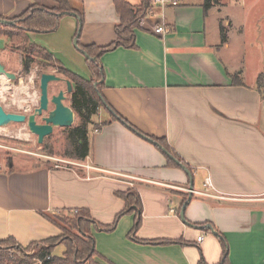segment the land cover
Segmentation results:
<instances>
[{"label": "crops", "instance_id": "0c3cea01", "mask_svg": "<svg viewBox=\"0 0 264 264\" xmlns=\"http://www.w3.org/2000/svg\"><path fill=\"white\" fill-rule=\"evenodd\" d=\"M126 1L136 6L142 0ZM177 1L163 15L149 4L152 14L139 19L135 47H118L99 58L107 110L99 108L93 120L109 123L89 133L85 159L52 166L13 158L0 165V240L13 238L27 246L57 236L54 216L85 208L101 224L117 219L112 230L91 229L95 264H200L201 258L218 264L225 244L230 264H264V94L258 84L261 73L247 69L241 25L230 17V5L237 0L220 5L215 0L206 10L203 0ZM68 3L82 14L81 44L114 41L119 20L114 0ZM33 4L57 6L55 0H0V16L11 19ZM62 21L72 42L78 20L70 15L52 31L29 32L30 41L35 34L58 32ZM160 24L166 33L154 32ZM220 26L225 28L223 43ZM1 40L0 62L18 78L21 53L5 36ZM41 44L52 53L63 49ZM75 52L89 78L84 56ZM235 73L240 85L231 82ZM108 107L143 135L165 138L192 168L193 188L203 190L209 176L217 197L191 193L184 223L179 212L190 184L185 171L168 166L164 154L128 126L109 120L113 113ZM130 188L137 190L142 207L132 233L138 221L134 212L118 216L126 205L119 193ZM135 238L174 242L140 243Z\"/></svg>", "mask_w": 264, "mask_h": 264}, {"label": "trees", "instance_id": "16d2710c", "mask_svg": "<svg viewBox=\"0 0 264 264\" xmlns=\"http://www.w3.org/2000/svg\"><path fill=\"white\" fill-rule=\"evenodd\" d=\"M56 7L48 8L33 4L19 16L12 17L14 20L12 25L0 23V36H5L11 43L20 50L22 73H29L33 65L47 67L51 64L56 66L58 72L70 80L72 90L70 94V107L79 118V124L65 127L67 146L64 147L62 154L75 159L83 160L90 152L89 133L95 129H100L109 121L103 120L96 122L93 120V115L97 114L99 108L107 110V104L101 95L103 87L102 80L103 72L100 67L99 58L107 51L114 50L118 47H135L134 38L135 30L138 27L139 19L148 14L150 0H142L139 5L133 6L126 0H114L115 12H117L119 20L115 25V39L106 46H97L95 44L84 45L77 40V44L84 49L87 58L84 56L90 77L86 78L79 73L68 69L61 61H58L55 55L45 46H40L30 41L29 32L43 33L52 31L62 17L70 12H75L81 18L82 14L73 10L68 0H55ZM215 0H205L204 9L206 10ZM5 18L3 16H0ZM9 19V18H7ZM225 31L220 26V40L225 42ZM94 57L96 60H90ZM96 82H98L96 84ZM233 84L240 85L241 80L239 73L231 76ZM112 112V111H111ZM109 120H118L126 124L134 133L140 134L132 124L123 120L117 113L113 111ZM146 136V135H145ZM155 144V148L161 151L166 157L168 166L181 168L178 164L171 160L163 151L165 149L170 154H173L180 163L190 171L192 168L186 166L181 160L179 154L171 149L165 138L148 136ZM182 169V168H181ZM192 172V171H191ZM120 197L125 200V210L118 214H127L134 212L138 221L132 227L131 233L137 228L141 217V199L136 189L130 188L125 192L119 193ZM117 220V219H116ZM116 220L110 225H104L95 221L87 209H76L71 216H54L53 221L60 228V233L57 236L50 237L44 240H34L27 246H22L13 239L7 238L0 240V264H95L94 257L97 256L94 236L91 232L92 228L98 227L101 230H112L116 224ZM129 233V234H131ZM140 243H171L172 240H151L137 239ZM176 240V239H175ZM178 241V240H177ZM61 245L64 251L61 255H54V248ZM218 264H230L228 259V248L225 244L222 251V256ZM200 264H205L204 260L200 259Z\"/></svg>", "mask_w": 264, "mask_h": 264}, {"label": "rangeland", "instance_id": "374dc122", "mask_svg": "<svg viewBox=\"0 0 264 264\" xmlns=\"http://www.w3.org/2000/svg\"><path fill=\"white\" fill-rule=\"evenodd\" d=\"M199 1V0H189ZM205 0H203L204 2ZM224 0H216L217 5L222 4ZM231 16L241 25V32L247 40L248 61L247 69L258 70L260 76L258 84L261 86L264 94V0H237L230 5ZM65 20V19H64ZM59 31L54 34L33 35L34 42L40 46H46L41 43H50L56 47H62V50L53 52L55 57L63 64L82 76L88 78L86 67L83 66L80 54L74 53L76 47L71 42L70 35L65 29L62 21ZM235 20L233 19V23ZM223 26V25H222ZM223 29H225L223 27ZM33 41V40H32ZM4 40L0 41V47L3 46ZM13 48H16L12 44ZM66 47V49L64 48ZM49 49L48 47H46ZM75 48V49H74ZM18 49V48H16ZM18 51H20L18 49ZM13 61V59L11 60ZM45 71L61 76L60 81L50 82L48 86L49 95L56 94L58 90L65 89V80L67 79L61 72H58L56 66L51 64L42 68L33 65L29 73H22L13 83L4 75H0V104L9 112H22L29 115L33 112L34 107L38 104L39 98V80L40 74ZM22 78V83H20ZM27 88V93L22 88ZM70 94L68 93L64 103L70 106ZM51 108V105H49ZM46 115V113L44 114ZM42 116H37V122H42ZM79 124V118L74 113V120L71 126ZM42 143H38L36 135L29 131L26 123H10L6 126H0V165L6 166L13 158H20L31 161L29 164L46 163L48 165L63 166L69 164L70 158L62 154L67 146L65 127H55L53 131L43 138ZM64 248L60 245L54 248V255H61ZM38 264V263H37Z\"/></svg>", "mask_w": 264, "mask_h": 264}, {"label": "water", "instance_id": "95a60500", "mask_svg": "<svg viewBox=\"0 0 264 264\" xmlns=\"http://www.w3.org/2000/svg\"><path fill=\"white\" fill-rule=\"evenodd\" d=\"M68 15L75 16L78 20L77 25V31L75 34V37L73 38V45L76 47V49L86 58L88 57L85 53L84 49L77 44L78 37L81 33V18L77 13L70 12ZM0 23L9 24L12 25L15 23V21L12 19L2 18L0 17ZM90 60H96L94 57H91ZM0 75H4L6 78L10 80L11 83H13L17 78L16 74L9 72L6 70L5 65L0 62ZM40 80H39V98H38V104L36 107H34L33 112H31L29 115L22 113V112H9L0 104V126H6L10 123H26L28 126V129L30 132L34 133L36 135V140L38 143L43 142V138L49 135L55 127H68L73 124L74 120V112L73 109L66 105L64 103V100L66 99V96L68 93H71L72 85L70 80L66 79L65 84L66 88L58 90L56 94L49 95L48 92V86L50 82L53 81H60L61 76H57L52 72H44L40 74ZM102 81V80H100ZM98 82H96L97 84ZM99 96L101 97L100 93ZM49 105H51V108H49ZM109 108V107H108ZM111 111V109L109 108ZM46 113V115H44ZM113 113V112H112ZM42 116V122H37L36 117ZM126 125V124H125ZM127 126V125H126ZM139 136L144 137L146 140L151 142L153 145L155 144L148 136L143 135L142 133L139 134ZM162 151L171 159L174 160L176 164L181 166V168L185 171L186 175L189 179V198L187 201L182 205L180 209V218L184 223H187L185 219V207L188 204L189 200L191 199V189L193 188V181H192V172L190 169L183 166L178 159L174 157L173 154H170L165 149H162ZM205 229H209L213 232V234L217 235V233L214 231L211 226L206 225L204 227ZM37 264V263H35Z\"/></svg>", "mask_w": 264, "mask_h": 264}, {"label": "built area", "instance_id": "2783aa9c", "mask_svg": "<svg viewBox=\"0 0 264 264\" xmlns=\"http://www.w3.org/2000/svg\"><path fill=\"white\" fill-rule=\"evenodd\" d=\"M178 4V1L177 0H150V5L152 6H156L158 7V9L161 11V14L163 15L164 13V9L168 7V5H177ZM149 12V14H152V11L150 9L147 10ZM154 32L157 33V34H164L167 32V28L166 26H164L163 24H160L158 26L155 27L154 29ZM86 168H90V167H87ZM121 175V174H119ZM124 177L128 176V177H131L129 176L128 174L126 175H123ZM133 178V177H132ZM204 183H203V190H197V189H194L192 188L191 189V193H194L196 195H199V196H211V197H217L216 196V190L212 184V181L210 180V177L209 176H206L204 178ZM189 191V190H188ZM204 234V233H203ZM203 234H200L197 238H196V242L199 243L200 241H202L203 239Z\"/></svg>", "mask_w": 264, "mask_h": 264}, {"label": "bare ground", "instance_id": "6f19581e", "mask_svg": "<svg viewBox=\"0 0 264 264\" xmlns=\"http://www.w3.org/2000/svg\"><path fill=\"white\" fill-rule=\"evenodd\" d=\"M22 89H23V91H24L25 93L29 94V93L27 92V88H26V87H24V88H22Z\"/></svg>", "mask_w": 264, "mask_h": 264}]
</instances>
